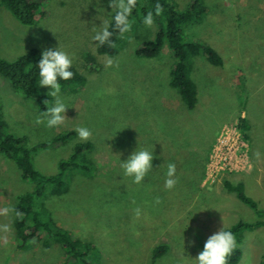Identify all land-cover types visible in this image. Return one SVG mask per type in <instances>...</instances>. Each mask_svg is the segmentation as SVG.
<instances>
[{"label": "rangeland", "instance_id": "374dc122", "mask_svg": "<svg viewBox=\"0 0 264 264\" xmlns=\"http://www.w3.org/2000/svg\"><path fill=\"white\" fill-rule=\"evenodd\" d=\"M173 1L179 11L192 2ZM108 3L103 0L100 6L110 12ZM204 3L208 12L201 22L184 26V36L213 47L223 66L205 63L201 56L193 59L191 78L200 100L192 112L170 86L173 57L168 47L157 58L136 55L141 42L154 39L155 24L147 28L137 22L119 54L109 57L100 55L98 42L92 40L95 26L101 24L97 0H50L48 17L33 26L22 25L0 8V57L14 61L32 49L42 54L61 46L87 78L78 94L62 90L69 109L65 124L58 129L37 123L42 115L38 104L15 92L2 77L0 114L8 132L27 138L29 148L51 143L59 134L76 133L62 147L33 154L36 169L45 175L56 174L59 163L70 158L78 143L94 145L95 176L72 177L69 193L49 199L47 206L59 226L84 243L92 242L101 264H150L152 249L159 244L169 245L170 252L157 264H188L185 258L198 257L201 246L223 227V221L228 228L258 221V214L227 190L226 181L243 183L246 195L264 210V0ZM90 54L94 62L87 61ZM241 119L248 121L247 137L239 129ZM78 127L90 129L91 137L79 139ZM225 128H235L246 137L250 167L242 173L220 172L214 180L206 179L210 155ZM180 130L190 141L187 147L182 145V160H189L185 169H198L191 174L196 181L205 170L202 188L193 197L186 188L187 173H176L172 189L165 186L168 161H164V149L168 153L182 144ZM163 136L175 142L164 140L165 145ZM139 143L149 147L156 159L146 180L136 185L123 176L120 158L126 161ZM32 190L17 165L0 156V264H62L66 260L65 251L55 242L48 248L43 244L19 247L13 208L17 195ZM241 248L240 264H248L249 258L252 264H261L264 227L246 232Z\"/></svg>", "mask_w": 264, "mask_h": 264}, {"label": "trees", "instance_id": "16d2710c", "mask_svg": "<svg viewBox=\"0 0 264 264\" xmlns=\"http://www.w3.org/2000/svg\"><path fill=\"white\" fill-rule=\"evenodd\" d=\"M49 2L50 0H0V8H5L22 25L33 26L48 17L49 13L46 8ZM157 2L161 4L162 12L155 18L156 35L153 40L141 42L136 49V55L140 58L153 59L157 58L165 47H168L173 57L170 86L178 92L184 108L192 112L200 100L197 84L191 78L193 59L201 56L205 63L217 67L223 66L221 56L213 47L199 41L186 39L184 36L183 27L192 22H201L208 9L204 0H192L189 8L183 11L176 9L178 5L173 0H139L138 8L134 12L136 18L134 25L137 22L142 23L143 15L148 10L154 11ZM124 38H120L118 35L114 36L116 47H98V53L115 57L125 44ZM41 55L38 50L32 49L14 61L0 57V77L8 81L15 92L23 93L28 99L37 103L38 109L42 113L47 110L45 101H51L52 98L48 96L47 92L41 90L37 83L39 72L36 65H38ZM86 59L88 62L95 60L91 54L87 55ZM73 71L75 75L72 80L61 81L62 90L78 94L84 90L87 78L74 65ZM91 71L94 72V70ZM247 122L246 119H241L239 125V129L246 137V130L249 128ZM75 134V132L59 134L51 143H43L29 148L27 138L16 137L8 132L7 124L0 114V156L12 160L17 165L22 180L33 185L31 192L16 196L13 208L15 215L13 225L19 240V247L22 249H26L29 245L39 244L48 248L55 242L66 254V260L62 264H101L99 256L96 255L99 251L94 252L96 250L91 244L92 242L84 243L68 230L59 226L53 218V210L47 206L49 199L63 197L69 193L72 177L80 174L87 178L95 176L97 168L91 158L94 145L91 142L78 143L70 158L62 160L58 165L57 173L53 175L42 174L36 169L33 162L34 153L39 150L62 147ZM184 135L185 132L180 130L182 144L177 148L173 147L175 150H169L167 153L168 148L164 149V161L175 163L177 174H188L186 188L191 191L193 197L202 188L201 181L205 176V170H202L201 177L196 181L191 174L198 173V169L196 167H192L190 170L185 169L189 160H182V152L184 153L182 145L187 147L190 141L188 142ZM164 140L171 141L172 139H164L163 136L165 144ZM174 142L173 140L172 143ZM225 186L228 191L235 192L238 199L254 210L260 218L254 223L239 222L230 227L236 236L238 247L230 258L229 264H240L243 258L241 247L245 233L264 227V210L259 207L256 201L246 195L243 183L233 185L226 181ZM203 246H201L202 250ZM169 250L170 247L167 244H159L154 247L150 264H157L159 259L170 252ZM261 264H264V261Z\"/></svg>", "mask_w": 264, "mask_h": 264}, {"label": "clouds", "instance_id": "9594fccd", "mask_svg": "<svg viewBox=\"0 0 264 264\" xmlns=\"http://www.w3.org/2000/svg\"><path fill=\"white\" fill-rule=\"evenodd\" d=\"M102 3L103 0H97V11L100 13L98 19L101 24L98 27L95 26L92 40L98 42L97 47L115 48L114 36L118 35L120 38H124L133 30V25L136 23L134 12L138 8L139 0H109L110 12L100 6ZM161 12L162 6L157 2L154 11L148 10L143 15L142 24L147 28H152L155 18L160 16ZM73 64L72 55L59 46L55 49H45L38 65H36L39 72L37 83L40 88L49 89L48 96L52 98L51 101H45L47 110L42 111V115L37 117V123L45 124L48 129H58L66 122V112L69 108L63 100L61 81L67 82L73 79L75 75ZM76 132L79 139L85 141L92 135L91 130L87 127H78ZM155 159L154 152L139 143L126 161H122L120 158L123 176L129 178L136 185L142 184L154 169L153 161ZM166 177L165 186L172 189L177 183L175 163L167 164ZM139 211L137 209V215H139ZM192 244L195 245V240L192 241ZM237 247L235 234L223 221V227L207 238L198 257L185 259L188 264H229ZM248 264H252L251 258H249Z\"/></svg>", "mask_w": 264, "mask_h": 264}, {"label": "built area", "instance_id": "2783aa9c", "mask_svg": "<svg viewBox=\"0 0 264 264\" xmlns=\"http://www.w3.org/2000/svg\"><path fill=\"white\" fill-rule=\"evenodd\" d=\"M241 131L223 129L207 165L206 179H215L220 172L242 173L250 167V145Z\"/></svg>", "mask_w": 264, "mask_h": 264}]
</instances>
